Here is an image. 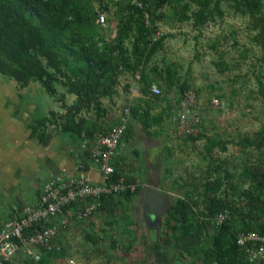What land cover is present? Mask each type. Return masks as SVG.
<instances>
[{"label": "rangeland", "instance_id": "rangeland-1", "mask_svg": "<svg viewBox=\"0 0 264 264\" xmlns=\"http://www.w3.org/2000/svg\"><path fill=\"white\" fill-rule=\"evenodd\" d=\"M79 1L98 16L106 14L105 24L96 22L106 43L115 44L121 26H130L123 47L136 71L122 67L111 88L90 104L80 101L64 76L57 75L50 93L40 81L22 85L0 72V227L16 215L12 201L18 207L24 203L15 201L20 192L34 198L53 172H61L57 166L64 159L89 161L83 134L92 138L130 107L128 135L116 164L135 189L107 198L98 214L64 238L62 254L42 252L43 261L34 264H202L189 248L209 245L214 229L209 224L196 231L198 219L209 220L224 207L240 229L257 214L244 191L257 196L254 174L264 172V22L259 23L264 0H251L261 6L256 13L246 7L247 0H140L142 19L158 27L150 37L161 38L153 53L139 40L135 19L128 17L133 14L128 3L136 4L132 0ZM141 70L161 88V96L133 94ZM187 88L198 93L203 118L202 134L194 139L177 136L170 120ZM216 95L224 109L210 106ZM77 106L74 119L85 124L80 136L61 127L65 114ZM43 116L51 120L48 145L31 135V125ZM51 149L59 152L56 161ZM151 183L169 198L158 229L146 226L140 214L144 189ZM177 203L188 204L185 215L179 208L178 213L170 210ZM210 207L219 211L210 214ZM254 207L260 208L258 202ZM183 223L191 230L177 240Z\"/></svg>", "mask_w": 264, "mask_h": 264}, {"label": "trees", "instance_id": "trees-1", "mask_svg": "<svg viewBox=\"0 0 264 264\" xmlns=\"http://www.w3.org/2000/svg\"><path fill=\"white\" fill-rule=\"evenodd\" d=\"M247 2L246 7L251 12L260 11L258 2ZM118 5L120 11H123L121 3ZM127 7L133 13L128 17L135 19L139 40L144 46L149 44L150 52L153 53L161 41V38L153 40L150 37L158 28L156 22L152 19L149 22L142 19L144 4L128 3ZM102 9H107V6ZM135 13L138 14L136 18L133 16ZM96 22L99 23L95 10L79 0H0V72L20 81L22 85H26L30 80L40 81L50 93L55 91L53 83L58 80L57 75L64 76V83L81 97L80 101L90 104L98 94H105L111 88L115 81L114 76L122 67L136 71L135 66L127 63L123 47L130 26H121L117 42L109 44L104 42V35L100 33ZM263 22L264 18L259 23ZM262 33L264 37V27ZM138 43L135 44V51L142 57ZM117 50L118 54L115 53ZM137 72H140L141 82L144 84L143 93L150 95V87L153 84L149 81L150 74L142 70ZM72 75L76 76V79ZM109 79L111 83L108 84L106 81ZM159 96L161 95L153 97ZM78 107L65 114L61 127L80 136L85 131V124L74 119ZM50 121L49 116H43L37 119L36 124L31 125V135L37 136L43 145H48L51 139V135L46 132ZM201 134L202 132L191 138H198ZM254 176L259 194L253 196L251 191H244L250 198V206L257 212L256 215L251 214L250 222L243 221L238 229V224L233 219L219 225L212 224L208 219L197 220L194 226L196 231H202L209 224L214 229L209 245L201 243L189 248V253L199 256L202 264H264V259L250 262L246 251L237 243V234L241 231L255 230L264 234V172ZM125 194H130L129 190ZM257 202L260 205L258 209L254 207ZM188 208V204L177 203L172 205L170 210L175 213L178 211L182 216ZM216 210V207L209 208L210 214H216L219 211ZM190 228V225L183 223L181 233L175 234L177 240L189 234ZM41 261L43 259L39 263ZM22 262L35 263L28 258Z\"/></svg>", "mask_w": 264, "mask_h": 264}, {"label": "built area", "instance_id": "built-area-1", "mask_svg": "<svg viewBox=\"0 0 264 264\" xmlns=\"http://www.w3.org/2000/svg\"><path fill=\"white\" fill-rule=\"evenodd\" d=\"M138 1L132 0L136 4ZM98 22L106 23L105 13L98 16ZM140 81L141 74L137 72L132 91L138 97L145 95ZM161 94V88L153 83L150 95ZM198 105L196 90L185 89L178 109L170 118L177 136L192 137L202 132L203 118ZM210 106L224 109V101L217 95L212 96ZM130 113V107H126L117 122L97 131L92 138L83 134L82 147L88 151L89 161H76L71 168L53 174L43 184L36 201L16 208V215L0 228V264H19L23 256L39 262L42 252H64V238L100 212L107 198L135 189V185L119 175L116 164L125 145ZM93 169L98 178L92 175ZM229 219L231 211L224 209L209 221L219 225ZM237 243L246 251L250 262L264 259V234L241 231L237 234ZM70 264L76 263L70 260Z\"/></svg>", "mask_w": 264, "mask_h": 264}, {"label": "water", "instance_id": "water-1", "mask_svg": "<svg viewBox=\"0 0 264 264\" xmlns=\"http://www.w3.org/2000/svg\"><path fill=\"white\" fill-rule=\"evenodd\" d=\"M169 198L154 184L146 186L143 192L141 218L146 226L158 229L161 215L168 210Z\"/></svg>", "mask_w": 264, "mask_h": 264}, {"label": "crops", "instance_id": "crops-1", "mask_svg": "<svg viewBox=\"0 0 264 264\" xmlns=\"http://www.w3.org/2000/svg\"><path fill=\"white\" fill-rule=\"evenodd\" d=\"M11 121V120H10ZM52 146V145H51ZM50 146V147H51ZM52 150V149H51ZM57 151V150H56ZM55 150H52V154H53V156H55V158H53L55 161H56V159H58V155H59V152H56ZM75 163V161H69L68 159H64V161L63 162H61L60 163V165H58L57 166V168H59L58 170L59 171H63V170H66V169H69V168H71L72 167V165ZM41 167V166H40ZM93 171L94 172H92V175L94 176V177H96V178H98V176H97V174H96V172H95V170L93 169ZM53 174H55L54 172L52 173V175ZM51 175V176H52ZM43 187V186H42ZM41 187V188H42ZM27 188V187H26ZM41 188H39L38 189V192H39V194H40V190H41ZM25 193H22V192H20V197L18 198V197H16L15 198V201H24V203L23 204H25V203H28V202H34V201H36L37 199H38V197H39V194L38 195H36L34 198L33 197H27L26 195H24ZM26 201V202H25ZM28 201V202H27ZM13 202V205H12V207L13 208H15V210H16V208L18 207L17 206V204L16 203H14V201H12ZM18 203V202H17ZM99 213V212H98ZM97 213V214H98ZM15 216V215H14ZM92 219V218H91ZM90 219V220H91ZM5 223V222H4ZM82 224V223H81ZM3 226V225H2ZM1 226V227H2ZM0 227V228H1ZM73 232H70L69 234H68V236H67V238H69L70 236H71V234H72ZM66 238V239H67Z\"/></svg>", "mask_w": 264, "mask_h": 264}, {"label": "flooded vegetation", "instance_id": "flooded-vegetation-1", "mask_svg": "<svg viewBox=\"0 0 264 264\" xmlns=\"http://www.w3.org/2000/svg\"><path fill=\"white\" fill-rule=\"evenodd\" d=\"M149 227V226H148ZM153 229V228H152Z\"/></svg>", "mask_w": 264, "mask_h": 264}]
</instances>
